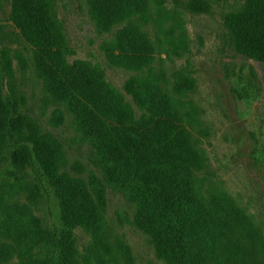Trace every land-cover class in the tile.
I'll return each instance as SVG.
<instances>
[{
  "label": "trees",
  "instance_id": "16d2710c",
  "mask_svg": "<svg viewBox=\"0 0 264 264\" xmlns=\"http://www.w3.org/2000/svg\"><path fill=\"white\" fill-rule=\"evenodd\" d=\"M15 2L12 22L33 48L45 91L93 137L105 181L88 183L73 175L62 143L31 115L17 111L13 92L10 101L4 99L1 78L0 144L6 138L12 142V158L19 166L27 161L39 166L59 199L64 225L90 235L102 253L99 263L114 264L116 255L126 256L106 222L105 186L112 182L126 187L135 203L133 226L150 237L165 264H264L256 239L238 232L237 211L195 193L204 157L175 106L178 84L167 89L153 67L156 43L143 25L147 0H92V15L102 28L127 23L106 50L113 64L139 73L124 85L130 100L109 85L100 66L67 58L64 36L43 0ZM225 28L238 53L264 61V0H244L227 14ZM0 64L11 85L4 50ZM54 118H63L60 110ZM44 241L38 219L22 216L0 200V264H43ZM59 242L55 264H87L69 232Z\"/></svg>",
  "mask_w": 264,
  "mask_h": 264
},
{
  "label": "rangeland",
  "instance_id": "374dc122",
  "mask_svg": "<svg viewBox=\"0 0 264 264\" xmlns=\"http://www.w3.org/2000/svg\"><path fill=\"white\" fill-rule=\"evenodd\" d=\"M65 39V54L98 65L109 85L121 91L139 73L112 63L106 47L127 23L99 25L92 0H43ZM144 27L156 43L153 67L169 89L178 84L175 106L193 133L204 157L194 190L199 199L218 201L238 214L240 235H252L264 259V61L238 53L229 42L225 17L244 0H147ZM15 0H0V52L6 51L13 82L0 64L2 95L13 92L15 108L29 114L62 143L69 171L88 183L105 181L104 163L93 137L45 91L33 59V48L13 24ZM193 4L201 5L197 9ZM60 110L63 118L56 120ZM14 147L0 144V200L22 216L40 221L45 241L43 264H55L59 239L69 232L80 259L100 264L101 250L81 228L69 229L61 219L59 199L33 161L24 166L12 158ZM106 222L123 244L124 258L114 264H165L150 237L132 224L135 203L123 185L105 186ZM128 251L126 250V247ZM128 259V260H127ZM11 264H19L13 262Z\"/></svg>",
  "mask_w": 264,
  "mask_h": 264
}]
</instances>
